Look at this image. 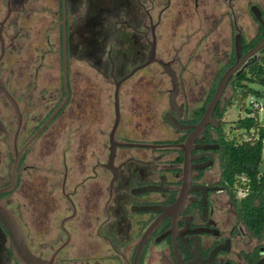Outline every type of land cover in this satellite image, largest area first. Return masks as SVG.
I'll use <instances>...</instances> for the list:
<instances>
[{"label": "flooded vegetation", "instance_id": "1", "mask_svg": "<svg viewBox=\"0 0 264 264\" xmlns=\"http://www.w3.org/2000/svg\"><path fill=\"white\" fill-rule=\"evenodd\" d=\"M252 8L264 21L248 0H0V190L8 188L0 203L35 256L52 264H264V232L243 223L235 203L247 193L229 186L221 154L222 138L232 136V85L262 55H248L264 36ZM248 14L258 26L251 38ZM40 35L41 50L30 43ZM153 44L155 61L119 86L115 125L116 82L148 61ZM74 56L113 84L111 125L103 95L77 91ZM154 66L160 75L146 73ZM156 81L169 87L139 91L136 107L139 87ZM30 176L39 204L32 237L23 208L2 202L25 194ZM57 194L65 206H54ZM0 264H24L1 221Z\"/></svg>", "mask_w": 264, "mask_h": 264}, {"label": "trees", "instance_id": "2", "mask_svg": "<svg viewBox=\"0 0 264 264\" xmlns=\"http://www.w3.org/2000/svg\"><path fill=\"white\" fill-rule=\"evenodd\" d=\"M254 83L264 87V48L259 60L251 64L248 72L232 85L233 93L228 99L229 104H235L246 111V116L238 118L232 127L242 132L221 140L224 178L233 189H247L246 196L238 200L235 206L249 231L260 237L264 232V169L261 168V144L245 139L250 129L261 128L258 120L247 115L250 111L246 105L248 96L251 93L263 96V92L252 87ZM242 177H245V181Z\"/></svg>", "mask_w": 264, "mask_h": 264}, {"label": "rangeland", "instance_id": "3", "mask_svg": "<svg viewBox=\"0 0 264 264\" xmlns=\"http://www.w3.org/2000/svg\"><path fill=\"white\" fill-rule=\"evenodd\" d=\"M249 4L252 3H259V5L263 8L264 10V0H248ZM247 19H248V26H247V37L251 38L254 34H256L257 30H258V26L256 24V22H254V19L251 17L250 14L247 15ZM58 31V30H57ZM56 31V35H52L51 36V42L55 41L54 44V48H53V52H51V56L50 59L54 60V72L53 74L57 77L59 75L60 69H59V60H60V56H59V32ZM53 38H55V40H53ZM71 42L72 44H75L77 42H79L77 40V35L76 33L72 34L71 37ZM31 46L34 45H39L40 46V50L42 49L41 46L42 44H44L43 42V37L40 35V37L38 36L37 39L34 40H30ZM47 45L44 46V48H46ZM42 52V51H41ZM106 55V54H105ZM105 60H106V56H105ZM106 62V61H105ZM106 68L105 69V73H108V62L105 63ZM130 69V66L126 67V71H128ZM148 75L152 74V75H160V71L158 69L157 66L151 67L149 69H147L146 72ZM100 73H98L97 71H95L91 66H89V64H86L84 62H79L75 56L72 58L71 61V76L73 80H76L74 85L77 89L78 92H81V90L84 91H88L89 94L97 97L98 94H102L104 97V118H105V125L106 127L108 125H111V122L113 120L114 114H113V91H114V87L113 84L111 82H109L108 80H102L100 75ZM136 79L133 78V80L131 82H128L125 84L124 89L127 91L129 86L132 84H134L133 82ZM137 85V84H135ZM145 85V84H144ZM148 85L150 86H144V87H139L138 91H137V95H136V103L135 106L136 107H141L142 106V101L143 98L141 99V94L139 91H145L147 90H152L155 92H165V90H167V88L169 86H167L166 83L164 82H160V81H156V83L154 82H149ZM142 86V85H141ZM252 87H254L255 89H261L262 86L259 84H252ZM92 92V93H91ZM94 92V93H93ZM132 96H134V93L131 94ZM229 96V93H228ZM125 99L127 100V98L129 97V94H126ZM97 101V99H93V101ZM156 100L153 99V105L155 106ZM161 102L156 103V106L160 109L163 107H161ZM246 105L248 106V102L246 101ZM246 116V111L244 109L239 108L237 105L232 104L231 106H229L228 111L226 113V120H227V128L228 130H230L231 134H239L242 131L240 129L237 128H232L233 126H235V121L238 118H243ZM261 168L264 169V163L261 164ZM28 181V184L26 185L25 188V194H21L18 191L19 190H15L13 193L6 195L2 198V202L5 203V205L10 206L12 209H15V207L19 206L21 208H23V213H24V218L26 220V224L27 227L25 228L26 232L29 233V235H31V237L35 234V227H34V223H33V217H32V211L34 209V206H39L38 204V200L36 197V194H34V188L33 186L35 185L36 180H34V178L32 176H30L29 178H26ZM52 201L54 202V206H65V202L63 201V199L61 198L60 195H56L53 196ZM46 206V205H44ZM45 230H48V228H46ZM30 237V238H31ZM31 248L33 249L32 245H30ZM34 250V249H33Z\"/></svg>", "mask_w": 264, "mask_h": 264}, {"label": "water", "instance_id": "4", "mask_svg": "<svg viewBox=\"0 0 264 264\" xmlns=\"http://www.w3.org/2000/svg\"><path fill=\"white\" fill-rule=\"evenodd\" d=\"M252 11L254 12L257 19L262 24H264V21L261 17L259 10L252 8ZM236 46H237V49H239L240 42L238 39L236 40ZM262 48H264V36L255 44V46L250 50L248 55H252ZM154 61H155V45L153 44L152 53L149 55L148 61L145 64H143L142 66H139L138 68L132 70L128 75H126L120 81L116 82V89H115L116 120H115V125L119 122V118H120L119 103H118V91H119V86H120L121 82L123 80L127 79L128 77H130L136 70H138V69H140L146 65H149L150 63H152ZM160 64H162V63H160ZM234 69L235 68L228 70L225 73V75L223 76V78L221 79L219 86L217 88L216 94L213 97L209 106L207 107L198 128H203V126L210 120L212 111H213L216 103L218 102V100H219V98H220V96L224 90V87L227 83L229 76L232 74ZM172 85H173V88L175 89V83L174 82H172ZM170 99H172V98L170 97ZM166 117L170 123H172L175 126L177 125L176 121L172 120L169 116H166ZM184 147H186V146H184ZM7 189L8 188L1 189L0 193L7 190ZM0 221L9 234L12 249L14 250V252L18 256V258L24 264H52V262L50 260H45V259H42L40 257H37L28 249L16 221L14 220L12 215L8 212V210H6L3 207V205L1 203H0Z\"/></svg>", "mask_w": 264, "mask_h": 264}, {"label": "built area", "instance_id": "5", "mask_svg": "<svg viewBox=\"0 0 264 264\" xmlns=\"http://www.w3.org/2000/svg\"><path fill=\"white\" fill-rule=\"evenodd\" d=\"M263 92V96H259L256 93H251L248 98V107L250 111L247 113L248 116L255 118L261 123V128H252L246 133V141L251 142H259L261 144V152H262V161L261 164L264 163V87L259 89ZM261 129V130H260ZM262 131V133H261ZM242 180L245 181V177H242ZM243 195L247 193V189H240L239 191Z\"/></svg>", "mask_w": 264, "mask_h": 264}]
</instances>
